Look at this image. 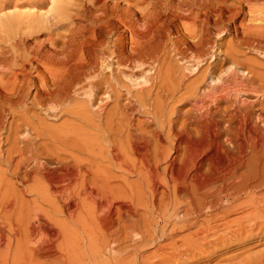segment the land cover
<instances>
[{
  "label": "bare ground",
  "instance_id": "obj_1",
  "mask_svg": "<svg viewBox=\"0 0 264 264\" xmlns=\"http://www.w3.org/2000/svg\"><path fill=\"white\" fill-rule=\"evenodd\" d=\"M20 4L0 0V264H175L264 230V0Z\"/></svg>",
  "mask_w": 264,
  "mask_h": 264
},
{
  "label": "rangeland",
  "instance_id": "obj_2",
  "mask_svg": "<svg viewBox=\"0 0 264 264\" xmlns=\"http://www.w3.org/2000/svg\"><path fill=\"white\" fill-rule=\"evenodd\" d=\"M12 1L14 2L15 0H12ZM20 1L23 2L24 0H20ZM20 1L17 0L18 4L20 6H18V7L12 6L13 9L11 8L8 11L9 12L11 10L12 11H27V8H28L29 11H35L34 10L35 9L34 7L29 6V5L23 6L22 4H20L21 3ZM14 7H15V9H14ZM17 8H18V10H16ZM230 39L231 38H230V35L229 34L225 38H223V41L224 42L223 41L222 42H223L224 46L228 44V42L230 41ZM248 56L251 57L252 59L254 58L256 60V62L260 66H263L264 65V57H262L260 55H257L254 52L246 51V57H248ZM183 63H185V65H186V62H183ZM181 65H184V64H182V62H181ZM42 117H44V115ZM144 117H145V115H143V114H140V115L139 114H136L135 115V119L138 120V121L145 120L146 118H144ZM139 119H141V120H139ZM51 120H52V122H51ZM55 120H58V121H55ZM63 120H64V118L63 119H61V118L60 119L48 118L46 121L47 122H50V123H48L49 126L51 124V126L56 127V126H59L63 122ZM1 166L4 167L3 169L5 170V166L0 164V168H1ZM3 169L1 168V170H3ZM8 177H10V176H7V179H8ZM10 178H11L12 181L9 180ZM10 178L8 180L10 182H13V179L14 178H12V177H10ZM134 178H136V177H134ZM263 187H264V185H263ZM16 188H18L17 185H16ZM261 190H262V192H264V188L261 187ZM27 197L29 198L28 200H30L31 198H33V196L31 194H29V193L26 195V198ZM240 200H238L239 203L242 201V200L241 201ZM237 203L235 202V205H237ZM235 205H232V207H236L237 208V206H235ZM245 209H246V205L241 204L240 207L238 206V208L236 209L237 211H235L233 209L230 212L231 214H229V215L227 214L226 215V218L227 219H230V220L231 219L234 220V219L238 218L239 216H241L242 213H245L246 212ZM60 216H61V214H58L57 218H59ZM236 224H237V222L235 224H233V227L236 226ZM191 229H185L184 230V228H183L182 230L178 231L177 232L178 235L175 234L176 235L175 236L176 243H185V242L188 243L189 242V241H187L188 240L187 238L189 237L188 235L190 234V232L193 231V229L195 230V228L194 227H191ZM75 230H77V234H76V232H74L73 239L78 235L77 238H76V240H74L75 243H78V242L85 243L86 241H88V243H89V240H87V238L83 235L84 233H81V232H83L82 229H80L81 231H79L78 228H76ZM252 231L245 232V233H242V234H237L236 237L235 236L225 237V238H223L221 240H217L216 243L214 242V243H210V244H205L203 246H199V247L193 249V251H190L189 253L184 254L179 259V263L177 262L175 264H223V263L224 264H241V263L242 264H246V262H248L247 264H264V230H261L258 227H255L254 230H252ZM81 234H82V239L80 238L81 237ZM79 238L81 240H83V238H84L85 239V242L81 241ZM180 238H182V239H180ZM170 240L171 239L168 238V239L160 240L158 242H161V243H165L166 242V243H168ZM95 241L93 240L92 242L95 243ZM99 241L100 240H98V242H96V243H102V242H99ZM92 242L90 241V243H92ZM151 248H149V250ZM152 250H153V248H152ZM246 256H248V257H246ZM231 257L232 258L234 257V258L231 259ZM243 257H245V258H243ZM241 258H243V260ZM240 261H241V263H240Z\"/></svg>",
  "mask_w": 264,
  "mask_h": 264
}]
</instances>
